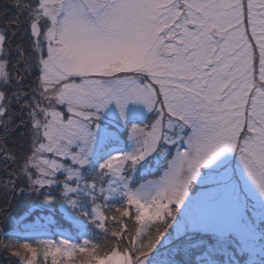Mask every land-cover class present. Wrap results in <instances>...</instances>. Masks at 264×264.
<instances>
[{
	"label": "snow or ice",
	"instance_id": "obj_1",
	"mask_svg": "<svg viewBox=\"0 0 264 264\" xmlns=\"http://www.w3.org/2000/svg\"><path fill=\"white\" fill-rule=\"evenodd\" d=\"M8 7L0 190L74 227L22 217L9 264H264V0Z\"/></svg>",
	"mask_w": 264,
	"mask_h": 264
},
{
	"label": "trees",
	"instance_id": "obj_2",
	"mask_svg": "<svg viewBox=\"0 0 264 264\" xmlns=\"http://www.w3.org/2000/svg\"><path fill=\"white\" fill-rule=\"evenodd\" d=\"M14 0H0V27L2 28L5 23L8 22L10 18H12L15 14V9L12 7H8L6 10L3 9V5L11 4ZM10 31H16L15 28ZM16 42H18V38H16ZM15 47V43L13 44V48ZM15 110V108L13 109ZM23 131V129H21ZM8 146L12 147L16 143H20L19 134L13 133L12 136L9 135L7 137ZM11 161L9 160L8 165H5L3 161H0V177L5 180L9 179L8 173L12 171V168L15 167L11 165ZM7 167V172L5 168ZM2 187V185H0ZM27 195V196H26ZM34 195L29 196L28 194L20 195L16 194L15 197L11 192L5 194L2 190H0V206L7 209V218L4 216H0V238H3L7 232L13 230L16 226V221L25 218V223H33V222H41L44 221L38 220L39 217H51L52 221L55 224V230L61 231H74V227L68 223L67 218L63 215V213L59 212L58 206L53 209L44 208L41 210L40 208H35V205L38 203V197H32ZM5 200L8 203H5ZM29 208H34V211L30 216H26V211ZM38 220V221H37ZM90 231L95 232L93 227L88 226ZM0 264H9V261L6 259V254L0 252ZM11 264H15V261H12Z\"/></svg>",
	"mask_w": 264,
	"mask_h": 264
},
{
	"label": "rangeland",
	"instance_id": "obj_3",
	"mask_svg": "<svg viewBox=\"0 0 264 264\" xmlns=\"http://www.w3.org/2000/svg\"><path fill=\"white\" fill-rule=\"evenodd\" d=\"M1 28V27H0ZM15 111V110H14ZM18 122V121H17ZM11 136H12V134H10ZM29 195V194H28ZM27 196V195H26ZM29 196H31V195H29ZM32 197H35V196H32ZM58 210H59V212H61V213H63L62 211H61V209H60V207H58ZM63 215L65 216V214L63 213ZM66 217V216H65ZM67 218V217H66ZM68 220V219H67ZM38 221V220H37ZM36 222V221H35ZM86 223H87V221H85ZM68 223L70 224V225H72L71 224V222L68 220ZM73 226V225H72ZM88 226H91V227H93V230H95V228H94V226L93 225H91V224H89ZM96 231V230H95Z\"/></svg>",
	"mask_w": 264,
	"mask_h": 264
}]
</instances>
